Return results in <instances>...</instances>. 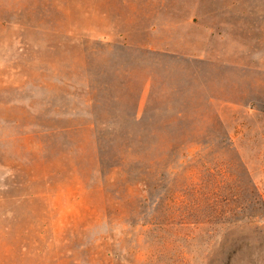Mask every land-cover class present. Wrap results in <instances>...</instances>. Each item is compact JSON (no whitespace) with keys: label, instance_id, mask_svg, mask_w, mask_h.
Returning a JSON list of instances; mask_svg holds the SVG:
<instances>
[{"label":"rangeland","instance_id":"obj_1","mask_svg":"<svg viewBox=\"0 0 264 264\" xmlns=\"http://www.w3.org/2000/svg\"><path fill=\"white\" fill-rule=\"evenodd\" d=\"M0 264H264V0H0Z\"/></svg>","mask_w":264,"mask_h":264}]
</instances>
